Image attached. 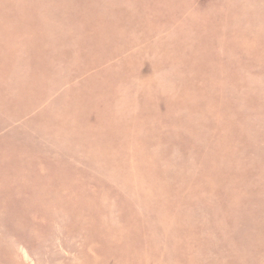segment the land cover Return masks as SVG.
<instances>
[{"label": "rangeland", "instance_id": "374dc122", "mask_svg": "<svg viewBox=\"0 0 264 264\" xmlns=\"http://www.w3.org/2000/svg\"><path fill=\"white\" fill-rule=\"evenodd\" d=\"M0 264H264V0H0Z\"/></svg>", "mask_w": 264, "mask_h": 264}]
</instances>
